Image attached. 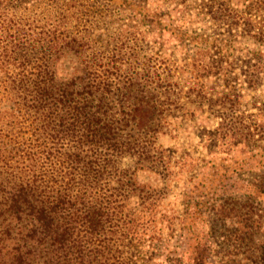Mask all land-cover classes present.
<instances>
[{"label": "trees", "instance_id": "16d2710c", "mask_svg": "<svg viewBox=\"0 0 264 264\" xmlns=\"http://www.w3.org/2000/svg\"><path fill=\"white\" fill-rule=\"evenodd\" d=\"M214 3L254 48L166 54L109 0H0V264H153L200 154L264 152V0ZM250 182L264 193V169ZM230 211L225 254L264 264V211Z\"/></svg>", "mask_w": 264, "mask_h": 264}, {"label": "rangeland", "instance_id": "374dc122", "mask_svg": "<svg viewBox=\"0 0 264 264\" xmlns=\"http://www.w3.org/2000/svg\"><path fill=\"white\" fill-rule=\"evenodd\" d=\"M185 1L184 5L177 0H109V5L115 10L120 4V18L144 29L150 43L166 54L179 56L196 44L210 48L215 55L232 54V50L246 53L254 48L250 39L237 37L228 23H211L208 5L215 6V0H204L207 4ZM229 1L231 8L232 4L242 7L243 0ZM189 28L197 29L200 35L194 38L185 33ZM259 47L264 50V45ZM207 86L211 92L221 89L212 79ZM183 140L184 144L194 143L193 138ZM159 141L171 143L168 137ZM200 156L191 177L173 187L165 208L174 216L172 225L168 231L162 229L148 248L154 252L153 264H248L241 256L225 254L228 247L232 249V228L236 224H232V212L227 217L221 208H232V197L242 196L256 200L264 211V193L250 182L252 172L264 169V152H249L239 145L227 154L204 151Z\"/></svg>", "mask_w": 264, "mask_h": 264}]
</instances>
